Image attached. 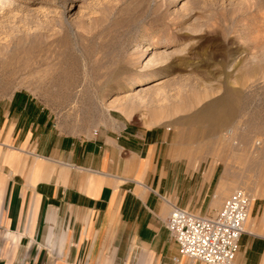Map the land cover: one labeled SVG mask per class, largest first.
<instances>
[{"label":"rangeland","instance_id":"rangeland-1","mask_svg":"<svg viewBox=\"0 0 264 264\" xmlns=\"http://www.w3.org/2000/svg\"><path fill=\"white\" fill-rule=\"evenodd\" d=\"M17 90L69 135L161 127L224 170L228 196L248 193L250 214L264 201V0H0V101ZM89 242L41 249L0 222V264H204Z\"/></svg>","mask_w":264,"mask_h":264},{"label":"crops","instance_id":"crops-1","mask_svg":"<svg viewBox=\"0 0 264 264\" xmlns=\"http://www.w3.org/2000/svg\"><path fill=\"white\" fill-rule=\"evenodd\" d=\"M186 149L161 127L128 122L63 133L45 106L17 90L0 101L3 230L41 249L67 237L65 254L109 234L117 251L136 241L172 258L171 208L205 215L231 190L223 169L196 166ZM234 264H264V201L252 206Z\"/></svg>","mask_w":264,"mask_h":264},{"label":"built area","instance_id":"built-area-1","mask_svg":"<svg viewBox=\"0 0 264 264\" xmlns=\"http://www.w3.org/2000/svg\"><path fill=\"white\" fill-rule=\"evenodd\" d=\"M251 203L248 193L236 190L218 210L205 215L173 206L164 223L177 246L172 261L185 257L204 264H234Z\"/></svg>","mask_w":264,"mask_h":264},{"label":"bare ground","instance_id":"bare-ground-1","mask_svg":"<svg viewBox=\"0 0 264 264\" xmlns=\"http://www.w3.org/2000/svg\"><path fill=\"white\" fill-rule=\"evenodd\" d=\"M165 74V72L164 73H155L154 75H152V79H155L157 76H159V75H164ZM140 83H139V81H136L135 82V85L134 86H138ZM148 83H146L145 85H147ZM147 88H150L149 86H146L145 88H143V89H147Z\"/></svg>","mask_w":264,"mask_h":264}]
</instances>
